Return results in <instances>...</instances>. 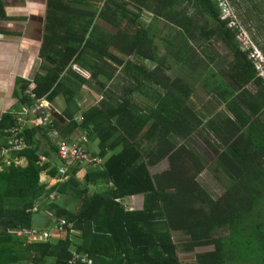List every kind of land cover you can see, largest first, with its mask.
<instances>
[{
	"label": "trees",
	"instance_id": "1",
	"mask_svg": "<svg viewBox=\"0 0 264 264\" xmlns=\"http://www.w3.org/2000/svg\"><path fill=\"white\" fill-rule=\"evenodd\" d=\"M228 1L263 51L253 30L264 29V0H104L102 7L94 0H46L35 98L25 94V84L22 101L53 102L71 92L65 119L55 125L64 138L80 129L97 139L94 156L103 164H75L69 181L58 186L42 182L43 172L57 177L66 163L52 160L59 146L46 127L28 129L29 147L17 153L27 164L8 165L0 157V264H69L72 251L88 253L94 264H183L181 249L211 246L194 264H264V76L251 57L254 47L238 40L241 24L223 17ZM91 2L95 11L76 8ZM144 15L176 31L162 39L160 56L156 23H146ZM97 17L116 30L99 28ZM214 42L228 55L209 47ZM169 55L224 108L209 100L196 109L191 83L162 66ZM75 65L89 79L105 80L98 88L102 98L82 111L81 122L72 106L77 90L92 80ZM118 68L129 77L121 94L106 89ZM136 92L154 105L139 106ZM16 117L0 120V148ZM42 136L50 144L45 152ZM42 154L50 161L40 162ZM139 195L142 209L124 205ZM43 206L52 212V227L66 221L65 236L31 243L18 232L34 229V214ZM177 234L186 242L178 244Z\"/></svg>",
	"mask_w": 264,
	"mask_h": 264
},
{
	"label": "crops",
	"instance_id": "2",
	"mask_svg": "<svg viewBox=\"0 0 264 264\" xmlns=\"http://www.w3.org/2000/svg\"><path fill=\"white\" fill-rule=\"evenodd\" d=\"M76 8L82 11H95V9H92L89 6H83L81 5V3H78V6ZM45 23L46 0H2V7H0V120L5 116V114H12V116H14V114L21 112L23 106H26L23 103L24 101H22L24 99L22 91L23 88H25V84L29 89L27 90V92H25V94L31 96L29 92L32 93V87L35 77L42 65L40 51L44 40ZM169 56L172 57V55ZM169 56H167V58ZM119 57L125 58L126 61L130 59L131 61L135 62L136 60L134 57L126 58L120 54ZM148 63L151 64V61H146V64L149 68H153L155 66L148 65ZM78 67L79 66L75 65L73 68L75 71L81 74L77 70ZM121 74L124 75L125 73H123L122 68H118V72L115 75V78L112 81L106 83V89L111 87L115 90V94H121L123 92V88L128 86V82L125 80L126 75L121 76ZM86 78H90V74L88 72ZM100 79L101 78H96L93 80L89 79L92 80L90 84L83 86L76 92V102L73 103L72 107L74 108V110H78L76 117L80 122L83 121L82 111H85L86 109L95 105L102 98L103 92L98 91ZM69 95H71V92L64 91L63 95L55 99L53 102H50L45 98L51 103L52 107L54 108V120L65 119L64 111L65 109H67L68 105L65 107L64 103L65 100L67 102L66 97L71 98V96ZM135 96V99L138 102L139 106L142 105V107L147 108L154 105V101L149 97L144 96L141 92H136ZM48 131L51 142L59 146L60 139L54 138L51 135L49 129ZM84 133L87 132H83L79 129L71 137L68 138H64L61 134V139L75 140L77 137V140L75 141H78ZM6 136L7 135L4 136L2 141H7ZM92 142L94 141H90L89 139L88 150L92 155H95L94 153L97 152V150H95V147L98 149V144L94 145L95 147H93ZM49 146L50 144L48 140L42 136V151L45 152L49 148ZM42 156L48 158L44 154H42L41 157ZM52 157V160L59 163L58 153H53ZM48 160L50 161V158H48ZM25 163L27 164V158ZM84 165L86 166V164ZM1 168L2 165H0V169ZM45 174L48 175L47 172H43L41 174V181L51 184L45 178ZM133 206H137V209H142V195L134 196V198L131 200L129 208L131 209ZM46 208L47 207L43 206L40 211L34 214V229L39 231H48L51 235V239H55L58 241L64 238L65 233L51 226V215L48 213L49 211H46ZM36 223H39L43 228H35Z\"/></svg>",
	"mask_w": 264,
	"mask_h": 264
},
{
	"label": "built area",
	"instance_id": "3",
	"mask_svg": "<svg viewBox=\"0 0 264 264\" xmlns=\"http://www.w3.org/2000/svg\"><path fill=\"white\" fill-rule=\"evenodd\" d=\"M29 94L32 98H35L33 93L29 92ZM55 124L57 122L54 120V108L45 98L37 99L31 106H23L21 112L17 113L15 125L7 131V145L0 148V157L8 165L14 163L25 166L26 158L17 155L18 152L29 147L25 133L30 128L44 126L50 130L54 138L60 139L58 158L66 163V165L58 167L59 172L57 177H50L45 174V178L52 185L58 186L68 182L71 177L70 169L75 164H95L97 166L103 164V159L92 155L86 147V144L89 142L87 133H84L78 141L62 140L61 133ZM39 161L44 163L49 160L46 157L40 156ZM55 197H57V194L52 193L51 198ZM48 213L52 216L51 212ZM59 222L60 224L57 222L55 229L62 231L66 221L60 219ZM18 235L24 236L31 243L51 240V235L48 231H39L36 229L18 232ZM69 264H94V259L88 253L82 254L78 251H72Z\"/></svg>",
	"mask_w": 264,
	"mask_h": 264
},
{
	"label": "rangeland",
	"instance_id": "4",
	"mask_svg": "<svg viewBox=\"0 0 264 264\" xmlns=\"http://www.w3.org/2000/svg\"><path fill=\"white\" fill-rule=\"evenodd\" d=\"M96 1H97V6H101L102 7L104 0H94V2H96ZM94 2H91L89 7H91L92 9L96 10L97 6H95ZM228 5H229L230 9H226V8L224 9L223 17L224 18L232 17L234 19V21L237 22L238 25L241 24L242 29H241V33L238 36V40L240 41V43L242 44V46L244 48H248L249 46L254 47L253 48L254 52H253V55L251 57L252 58L255 57L253 59H254V61L256 63L257 69L260 72V74L264 76V50L262 51L260 49V47L254 42V40H253L252 36L250 35L249 31L246 29V27L244 25H242V23H241V21H240V19L238 17L236 7H234L232 5V3L229 2V1H228ZM128 8L130 10H132V7L129 6ZM235 18H236V20H235ZM142 19L146 23H148V22L149 23H151V22H155L156 23V27H157L158 32H159V33L156 32L154 34V38H153V43L157 47V52L156 53L159 54V53L165 51V48H164L165 42H163L162 39L167 38L168 36H171V35L173 36L176 31L173 30L172 28H168V27H164V26H163L162 29H160L163 24H157V23H159V21L154 20L152 15H144L142 17ZM95 20H96L95 21L96 25L99 28H103L104 27V28L110 30V32H114L116 30L113 27H108L109 25L106 22H104L102 19H100L99 17H97ZM122 27L123 28L126 27V21L123 22ZM253 34H254V36H256L259 39L260 42H262L261 45L264 47V29L259 30L257 28V26H255L254 30H253ZM209 47H211L215 51H219L220 53L223 54V56L228 55L227 52H226L227 49L220 42H214V43L210 44ZM160 55L161 54H159V56ZM148 65L154 66L155 63L153 61H151V64L148 63ZM162 66H172L173 68L170 71L167 70L168 74L171 73L172 76H177L178 75L181 78H183L185 81L188 80L189 84L191 83L192 88H194V93H193L192 99L194 101V106H195L196 109H200V107L204 108L207 105V103L209 102V100H211L214 103V105L217 107L218 110L224 108V106L222 104L216 103V100L213 99V97H212L213 95L209 94V92L202 86L201 81L197 77H190L189 74H191V71L188 69V72H187L186 68L183 65H179L173 59V57L169 56L167 60H164ZM103 80L104 79L101 78L100 82L103 81ZM64 105H65V107L67 106L66 100H65ZM75 140H77V137H76ZM97 144H98V140L97 139H96V141L92 142V146L93 147H95L94 145H97ZM86 147L89 148V144H86ZM95 150H97L96 147H95ZM206 175L207 174H205V178H206ZM203 177H204V175H203ZM201 179H202V177H201ZM222 181H224L223 177H222ZM138 198H140V197H138ZM132 199L131 198L124 199V201H123L124 205L125 206L128 205L127 207H129ZM139 203H140V201H139ZM137 208H138L137 206L136 207L133 206L131 209H137ZM35 228L41 229L43 227L40 226L39 223H36L35 224ZM175 240H176V242L178 244L186 242V238L183 235H181V234L175 235ZM51 241L57 242V240H55V239H51ZM211 250H214V247H212V246L211 247H200V248L196 249V251L194 253H185L181 249L180 250V258H181L183 264H194L196 262L197 254L202 253V252L211 251Z\"/></svg>",
	"mask_w": 264,
	"mask_h": 264
},
{
	"label": "water",
	"instance_id": "5",
	"mask_svg": "<svg viewBox=\"0 0 264 264\" xmlns=\"http://www.w3.org/2000/svg\"><path fill=\"white\" fill-rule=\"evenodd\" d=\"M77 70L82 74L84 75L85 77H87V72H85L84 70H82L81 68H77Z\"/></svg>",
	"mask_w": 264,
	"mask_h": 264
},
{
	"label": "flooded vegetation",
	"instance_id": "6",
	"mask_svg": "<svg viewBox=\"0 0 264 264\" xmlns=\"http://www.w3.org/2000/svg\"><path fill=\"white\" fill-rule=\"evenodd\" d=\"M222 105L225 106L224 103H222Z\"/></svg>",
	"mask_w": 264,
	"mask_h": 264
}]
</instances>
